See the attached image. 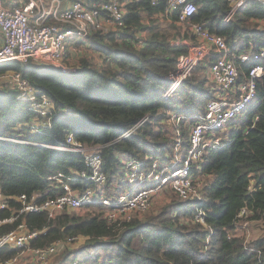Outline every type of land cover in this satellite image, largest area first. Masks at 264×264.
I'll return each mask as SVG.
<instances>
[{
	"label": "trees",
	"instance_id": "16d2710c",
	"mask_svg": "<svg viewBox=\"0 0 264 264\" xmlns=\"http://www.w3.org/2000/svg\"><path fill=\"white\" fill-rule=\"evenodd\" d=\"M195 1L199 9L192 21L223 36L233 54L264 48V2L248 1L225 22L228 0ZM166 4V0L130 2L126 26L118 35L94 36L102 61L83 58L75 73H64L35 59L0 64L1 71L20 70L39 94L55 103L50 126L37 133L33 122L42 123L46 117L30 109L17 90H0V183L10 202L3 215L18 211L17 196L22 193L35 194L38 202L63 194L56 179L59 172L69 175L91 169L79 151L40 144H63L70 133L102 155L110 195L130 184L122 180L126 157L143 161L144 167L150 165L151 157L168 165L180 163L177 158L187 148L191 124L214 97L207 73L213 58L201 60L170 96L164 95L178 69L179 56L188 52L183 41L190 37L186 27L178 24L177 14L162 16ZM251 65L238 61L241 80ZM246 112L242 126L227 136L218 130L207 147L200 176L202 200L176 195L156 210L153 206L115 223L108 221L102 205L86 207L84 212L66 211L54 218L46 212H26L14 223L0 226V234L25 221L38 231L33 246L45 247L74 235L87 239L73 254L65 246L60 264H264V234L248 243L228 236L245 219L264 215V76ZM173 113L181 119L170 121ZM178 130L183 148L176 151ZM252 178L261 186L250 194ZM93 184L79 176L71 180L79 191ZM244 207L252 213L241 219L239 212ZM202 208L206 224L187 220ZM16 252L15 248L1 249L0 260Z\"/></svg>",
	"mask_w": 264,
	"mask_h": 264
},
{
	"label": "built area",
	"instance_id": "2783aa9c",
	"mask_svg": "<svg viewBox=\"0 0 264 264\" xmlns=\"http://www.w3.org/2000/svg\"><path fill=\"white\" fill-rule=\"evenodd\" d=\"M133 0H0V64L9 61L28 62L35 59L58 67L62 72L71 74L79 70V63L72 56L81 48L88 49L99 40L95 34L108 37L118 35L126 26L127 5ZM158 4L160 0H150ZM166 8L162 13L177 14V22L186 27L190 41L186 54H181L178 69L172 74L173 80L165 92L170 96L184 78L207 56L211 60L207 73L212 80L214 97L206 103V110L197 116L189 128L188 145L184 154L179 155V164L163 163L159 158L151 157V163L144 167L143 161L126 157L123 159L125 175L122 180L130 182L128 191L120 189L115 195H110L105 189L107 174L102 170V155L95 149H90L70 133L63 144L41 145L58 149L81 152L91 169L73 171L66 175L59 172L57 181L64 190L63 194L38 202L35 194L22 193L17 196L21 203L18 211L3 215L9 208L7 197L0 183V226L14 223L26 212H46L49 218L68 211H83L86 207H104L105 216L109 222H120V219L130 218L135 212H144L154 206L160 190L170 188L183 198L203 199L200 191L205 151L214 141L218 130H225L227 125L241 113L246 111L256 100L258 81L264 76V48L257 51L251 49L233 54L226 39L211 32L203 23L192 21V16L198 11L195 0H166ZM230 9L224 21L228 22L239 7L250 0H228ZM264 2V0H260ZM264 24V19L261 20ZM142 45V42L139 43ZM93 60L102 61L100 50L95 46ZM96 51V52H95ZM238 61L251 63L245 79L241 80L242 72ZM5 87L19 89L20 98L28 101L30 109L39 112L49 119L54 101L45 94H39L28 78L17 69L0 70V90ZM49 113V114H46ZM51 115V114H50ZM170 121H179L181 116L171 115ZM177 118V119H176ZM48 123H38L34 132H42L50 126ZM36 125H33V128ZM134 129V128H132ZM131 129V130H132ZM130 130V131H131ZM129 131L122 134L125 136ZM13 139V138H12ZM20 142H33L20 139ZM39 144V143H38ZM183 138L178 130L175 141L176 151L182 150ZM184 150V149H183ZM132 175V176H130ZM79 176L83 181L91 180L94 184L79 191L71 185V180ZM261 184L256 185L255 179L248 185L250 194ZM169 188L167 191H169ZM252 213L248 207L239 212L242 219ZM206 212L197 209L187 217L189 221L206 224ZM257 226L253 228L252 226ZM38 231L31 230L25 221L7 232L0 234V250L15 248L16 254L0 260V264H53V258L60 250L82 239L81 236H69L65 241L58 239L45 247L31 245ZM264 234V215L259 219L245 221L228 236L243 238L248 243ZM73 264H78L74 261Z\"/></svg>",
	"mask_w": 264,
	"mask_h": 264
},
{
	"label": "rangeland",
	"instance_id": "374dc122",
	"mask_svg": "<svg viewBox=\"0 0 264 264\" xmlns=\"http://www.w3.org/2000/svg\"><path fill=\"white\" fill-rule=\"evenodd\" d=\"M94 50H97L96 47L93 45L92 47L88 48V49H83L81 48L80 51L76 54H74V56H72V59L73 61H76L80 64V60H82L83 58H88V57H91V58H94ZM96 52V51H95ZM5 90L6 89H15L18 91V97L20 98V92H19V89L17 88H14V87H5L4 88ZM21 99V98H20ZM29 108H30V104H29ZM46 114H49V113H46ZM172 115L178 117L175 113H173ZM50 116V115H49ZM246 116H247V112L244 111L243 113H241L234 121L230 122L227 127L225 128V130L223 132H226V136L229 134V132H231L235 127H239V126H242L244 121L246 120ZM172 117V116H171ZM51 119V116L49 117L48 121H46V118L42 121V124H46L50 121ZM177 119V118H176ZM34 125H36L33 129V131H35L37 129V124H38V121H34L33 122ZM12 139V138H10ZM14 140H16L15 138H13ZM90 149H95V147H91ZM132 176V175H130ZM169 188V187H168ZM168 188H166L165 191L163 190H160L161 192H158L157 194L160 195L158 196L157 198L154 199V210L160 208L162 205H164V201H166V199H171L172 197L176 196V194H174L171 189L169 188V191ZM106 189V188H105ZM128 187H126L124 189V192H127L128 191ZM107 191V190H106ZM173 195V196H172ZM153 207V205H152ZM89 208H85L83 211L81 212H84L85 210H87ZM253 228H257V226H252V229ZM87 239L86 238H82L80 241L76 242V243H73L71 245H69V248L72 249L71 250V253L73 254L74 251L79 248L81 245L84 244V242L86 241ZM63 250H65V247L60 250V253L59 255L55 256L53 258V264H60L62 262V257H63ZM65 264H69L68 262H66Z\"/></svg>",
	"mask_w": 264,
	"mask_h": 264
},
{
	"label": "crops",
	"instance_id": "0c3cea01",
	"mask_svg": "<svg viewBox=\"0 0 264 264\" xmlns=\"http://www.w3.org/2000/svg\"><path fill=\"white\" fill-rule=\"evenodd\" d=\"M191 42L190 41H187V42H185V44H187V45H189ZM210 56V55H209Z\"/></svg>",
	"mask_w": 264,
	"mask_h": 264
}]
</instances>
